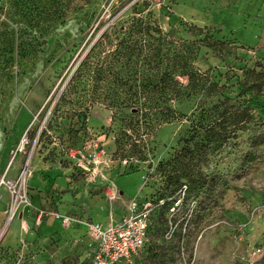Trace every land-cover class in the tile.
<instances>
[{
	"label": "rangeland",
	"instance_id": "374dc122",
	"mask_svg": "<svg viewBox=\"0 0 264 264\" xmlns=\"http://www.w3.org/2000/svg\"><path fill=\"white\" fill-rule=\"evenodd\" d=\"M65 19L45 34L36 58L2 83L0 102V264H91L85 223L122 213L133 197L151 199L171 186L186 163L175 160L204 107L230 97L264 122V88L243 94L245 71H264V0H64ZM0 11V32L25 20L9 3ZM150 16L177 45L198 46L196 66L218 94L193 95L173 105L185 115L143 135L147 159L122 156L118 140L133 116L94 101L91 83L69 85L81 59L102 40L115 47L133 17ZM186 23V24H184ZM202 30H198V28ZM217 41L219 50L200 45ZM186 83L185 78H181ZM248 132L192 162L193 172H233L248 147ZM244 174L217 191L219 206L185 223L184 247L153 222L151 247L136 264H158L157 255L179 264H256L264 248V145ZM184 180V179H183ZM120 197L110 199L114 190ZM16 208L11 215L13 205ZM112 212V213H110ZM110 213V214H109ZM224 213L228 220L218 221ZM109 214V215H108ZM115 216V215H114ZM169 216V215H168ZM120 217V216H116Z\"/></svg>",
	"mask_w": 264,
	"mask_h": 264
},
{
	"label": "trees",
	"instance_id": "16d2710c",
	"mask_svg": "<svg viewBox=\"0 0 264 264\" xmlns=\"http://www.w3.org/2000/svg\"><path fill=\"white\" fill-rule=\"evenodd\" d=\"M8 3L25 20V24L20 28L5 27L0 32V102L4 95V80H13L26 64L36 58L46 43V32L60 20L63 21L67 14L63 7L64 0H0V11H4ZM121 35L117 37L115 47L109 51L104 48L102 40L97 41L81 59L69 85L91 83L94 96L91 104L96 100L107 107L132 111L133 116L125 126L131 129V133L123 129L122 137L118 140L119 148L122 156L130 155L144 161L148 148L143 135L162 122L185 115L176 109L173 102L197 94L212 97L218 94V87L211 76L200 71L195 64L198 46H194V43L177 45L170 41L150 16L133 17L129 26L121 30ZM199 42L214 51L219 50L217 41L203 38ZM181 78L187 82H182ZM238 83L243 94L261 92L264 88V71L248 69ZM231 99L228 96L219 98L211 107L202 109L191 128L190 137L185 139L174 157L176 161L184 157L186 163L180 171L175 172L178 173L175 178L170 176L171 186L168 185L164 192L151 198L154 202L163 199L164 203L151 214L148 241L142 253L151 247L150 234L154 221L158 229L165 227V236L169 233L170 237L175 236L171 244L175 250H181L184 247L185 223L192 216L203 219L211 209L218 207L219 187H227L231 178L244 174L246 167L257 158V146L264 145V122L248 127L253 119L250 108L236 105ZM240 131L248 132L249 144L243 151L240 165L233 172L224 173L218 169L210 175L202 170L193 172L190 162L194 158L203 157L205 152L237 137ZM258 160L264 163V159ZM184 186L183 200L176 205ZM192 201L196 202V206L190 216L188 212ZM172 207H175L174 211H171ZM215 219L228 220V217L219 213ZM140 256L131 263L123 261L119 264H136ZM157 257L158 264H179V259L174 256ZM88 258L92 264L89 255ZM256 264H264V248L260 250Z\"/></svg>",
	"mask_w": 264,
	"mask_h": 264
},
{
	"label": "built area",
	"instance_id": "2783aa9c",
	"mask_svg": "<svg viewBox=\"0 0 264 264\" xmlns=\"http://www.w3.org/2000/svg\"><path fill=\"white\" fill-rule=\"evenodd\" d=\"M186 186L179 193L176 205H179L185 195ZM113 201L120 197V191L114 187L110 193ZM164 203L161 199L157 202L151 199L133 197L127 203L124 213L120 217L110 214L107 222L97 220L87 221V233L90 235L88 255L92 264H119L131 263L140 256L144 245L148 241V226L152 212L158 205ZM196 206L190 202L189 215ZM175 207L171 208L174 211ZM170 235H168L169 237Z\"/></svg>",
	"mask_w": 264,
	"mask_h": 264
},
{
	"label": "crops",
	"instance_id": "0c3cea01",
	"mask_svg": "<svg viewBox=\"0 0 264 264\" xmlns=\"http://www.w3.org/2000/svg\"><path fill=\"white\" fill-rule=\"evenodd\" d=\"M120 194H122V191H120ZM126 206H127V204H126ZM126 206H125V208H126ZM125 211V210H124ZM124 211L122 212V213H118L117 215L116 214H114L115 216H121L123 213H124ZM110 213H112V212H110ZM109 213V214H110ZM108 214V215H109ZM95 220H97V221H101V222H107L108 221V216L106 217V218H104V219H95ZM86 230H87V227H86Z\"/></svg>",
	"mask_w": 264,
	"mask_h": 264
},
{
	"label": "bare ground",
	"instance_id": "6f19581e",
	"mask_svg": "<svg viewBox=\"0 0 264 264\" xmlns=\"http://www.w3.org/2000/svg\"><path fill=\"white\" fill-rule=\"evenodd\" d=\"M15 208H16V203L13 205V208H12L13 210H11V215H10L9 219H11V216L13 215Z\"/></svg>",
	"mask_w": 264,
	"mask_h": 264
}]
</instances>
